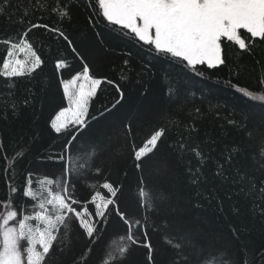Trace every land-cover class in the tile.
<instances>
[{
	"label": "trees",
	"instance_id": "1",
	"mask_svg": "<svg viewBox=\"0 0 264 264\" xmlns=\"http://www.w3.org/2000/svg\"><path fill=\"white\" fill-rule=\"evenodd\" d=\"M94 4L0 0V66L9 47L2 41L22 37L42 59L31 74L0 76V202L32 213L37 202L23 195L29 180L38 193L45 178L69 182L80 201L74 207L88 209L97 231L88 237L73 217L48 264H105L121 242L128 252L114 264H264V102L237 90L264 92V45L243 54L231 46L225 65L193 70L109 25ZM85 66L101 83L84 123L57 133L51 125L67 107L63 83ZM160 129L157 148L136 161ZM97 192L115 201L103 217L91 203Z\"/></svg>",
	"mask_w": 264,
	"mask_h": 264
},
{
	"label": "snow or ice",
	"instance_id": "2",
	"mask_svg": "<svg viewBox=\"0 0 264 264\" xmlns=\"http://www.w3.org/2000/svg\"><path fill=\"white\" fill-rule=\"evenodd\" d=\"M64 7L67 9L68 5ZM93 7L98 9V14L109 25L127 30L137 41L154 48L156 53L186 62L187 67L193 70H196V65L206 64L210 69L225 65L231 46L238 47L243 54L251 51L256 44L264 45V0H95ZM59 15L70 16V12L61 10ZM32 28H47V25L33 24ZM27 35L25 32L24 36ZM2 42L9 47L0 66V76H23L31 74L41 66V57L27 39L22 37L19 42ZM224 42H230V45H225ZM20 54H25L23 60L17 58ZM56 67L61 68L62 63L57 62ZM100 83V80L89 76L87 66L71 81L63 83L64 96L70 107L59 113L57 120L52 122L51 126L57 133L65 128L69 121L81 125L84 123L83 117L87 113L89 100L95 95ZM261 83H264V80H261ZM237 90L253 100L264 102V92L257 94L245 89ZM117 91L120 89L117 88ZM60 117L65 119L60 120ZM164 134L163 129L155 131L145 146L135 151V160L142 163L143 158L157 148L158 141ZM196 155L200 157L198 151ZM141 163L137 164L138 168ZM220 174L222 172H217V175ZM53 184H57L58 191H52ZM30 185L29 180V186L25 187L23 195L37 202L33 205L32 213L23 209L17 211L11 199L0 202L3 207V211H0V264H48L47 258L54 250L57 233L63 227L66 235L73 217L79 221L80 228L85 230L88 237H93L97 231L95 225L90 222L91 214L88 209L84 207L77 210L74 207L80 201L69 190L68 181L45 178L40 181L39 193ZM102 187L112 196H116L118 189L108 183ZM17 191L16 187L10 186V193ZM140 197L144 204H150L151 197L147 192L141 190ZM91 203L95 205V215L103 217L105 211L110 210L108 206L115 201L100 197L97 192L92 196ZM117 215L126 224L131 225L122 213L117 211ZM120 239L124 240L123 237ZM127 241L137 243L130 229ZM169 243L176 249L181 247L178 243ZM144 246L148 248L151 260L152 248L149 244ZM127 252V244L118 243L113 251L107 253L105 264H110V261L114 264Z\"/></svg>",
	"mask_w": 264,
	"mask_h": 264
},
{
	"label": "rangeland",
	"instance_id": "3",
	"mask_svg": "<svg viewBox=\"0 0 264 264\" xmlns=\"http://www.w3.org/2000/svg\"><path fill=\"white\" fill-rule=\"evenodd\" d=\"M18 59H21V60H23L24 58H25V54H20L18 57H17ZM72 80V79H71ZM70 80V81H71ZM69 82V81H68ZM67 83V82H66ZM78 84H79V82H78ZM78 84H77V86H78ZM98 88V87H97ZM97 90V89H96ZM66 101H67V99H66ZM70 106H69V103H68V101H67V107L65 108V109H63V110H61L59 113H61L62 111H65L66 109H68ZM59 113L56 115V117L54 118V120L53 121H56L57 120V117H58V115H59ZM70 115V114H69ZM85 118H86V114H85V116L83 117V120H85ZM65 119V117H60V120H64ZM69 124H75V125H77L76 123H72L71 121H69L68 123H67V125H69ZM62 129H64V128H62ZM61 129V130H62Z\"/></svg>",
	"mask_w": 264,
	"mask_h": 264
}]
</instances>
